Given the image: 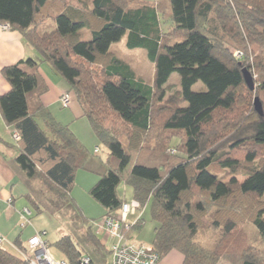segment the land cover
Listing matches in <instances>:
<instances>
[{
    "label": "trees",
    "instance_id": "trees-1",
    "mask_svg": "<svg viewBox=\"0 0 264 264\" xmlns=\"http://www.w3.org/2000/svg\"><path fill=\"white\" fill-rule=\"evenodd\" d=\"M234 1L241 7L229 0H0V24L37 52L2 70L11 88L0 96V113L20 136L9 164L25 189L27 225L33 211L54 217L63 229L54 245L68 264H110L117 239L105 219L120 218L128 203L121 183L140 206L122 234L151 246L158 264L174 251L183 264H264V57L255 55L264 52V0ZM51 22L54 30L44 31ZM126 36L128 49L147 52L152 84L111 50ZM44 66L66 82L106 161L95 166L70 125L43 105ZM174 74L181 90L166 99ZM82 168L99 177L90 195L105 211L109 245L73 197ZM148 206L153 242L131 241ZM246 221L257 239L243 229ZM214 232V244L205 245ZM47 235L34 236L50 248ZM28 243L17 240L18 255L0 243V264H30L20 253Z\"/></svg>",
    "mask_w": 264,
    "mask_h": 264
},
{
    "label": "crops",
    "instance_id": "crops-1",
    "mask_svg": "<svg viewBox=\"0 0 264 264\" xmlns=\"http://www.w3.org/2000/svg\"><path fill=\"white\" fill-rule=\"evenodd\" d=\"M152 2L158 1L155 0ZM54 28L55 25L51 22L47 27H44L43 30L50 32L53 31ZM124 38H126L127 44V36ZM36 57L37 52L27 44L20 32L5 29L4 25L0 24V96L8 93L11 88L10 84L2 74V70L6 67L16 65L23 60ZM48 70L49 74H51L49 76H47L45 72L43 73L42 70V76L48 90L42 94L41 101L59 123L71 125V129L75 135L83 141L81 136H79L80 126L78 123H75L76 119L83 118V111L77 101L75 102L76 105H73V100L68 108L62 107L60 98L68 91V87L65 85L64 81H61L60 83V79H57L59 76L57 77L50 68H48ZM54 78L57 80L58 84L52 86L51 82ZM33 98L30 99L31 106H34L35 104ZM61 108L69 110L61 111ZM13 132L14 131L6 125L0 113V236L5 238L6 245L10 249H15L14 246H16L17 240L27 244L28 240L35 235V231L27 234V228L20 230L23 211L28 208V204L24 199L20 198L25 193V189L21 181L18 179L17 174L9 164V160L18 155V151L12 138ZM92 142V147H94L93 145H95L97 141L92 140L91 137V143ZM94 151L95 150H93V152ZM94 176L96 175L88 176L78 172L76 181L80 178L88 185L87 189H90L97 182V177ZM85 215L89 219H96V216L87 214V211H85ZM99 226L100 231L102 233L104 232L108 239L107 232L102 228L103 223ZM166 260L168 261H162L163 263L161 262L160 264H183V256L176 251L170 253Z\"/></svg>",
    "mask_w": 264,
    "mask_h": 264
},
{
    "label": "rangeland",
    "instance_id": "rangeland-1",
    "mask_svg": "<svg viewBox=\"0 0 264 264\" xmlns=\"http://www.w3.org/2000/svg\"><path fill=\"white\" fill-rule=\"evenodd\" d=\"M146 1L152 2L155 0H146ZM156 1L159 2V1H167V0H156ZM229 1L231 3L229 5H233V8L238 9L241 7L240 4L236 3L234 0H229ZM237 11H239V10H237ZM238 46L242 47L240 44H238ZM111 50L114 53H116L120 58H125L126 61H129V63L132 65L133 69L136 71L137 75L145 83L152 84L154 68H153V65L149 62L148 55H147L146 51L141 50V49H137V50L128 49L127 44H126V38H124L121 43L113 45ZM234 50H240V49L238 48V49H234ZM261 52L262 51H260V52L256 51L255 55L260 54L261 56L264 57V52L263 53H261ZM236 53H238V51H236ZM42 70H43V73L45 72L47 76L51 75V74H49V72H48L49 70L46 66H44L42 68ZM57 79H60V83H61V81H64L61 77H59ZM64 83L67 86L65 81H64ZM51 84H52V86L57 85L58 82L54 78V80L51 82ZM168 86H169L168 87L169 92L167 93L166 99L171 97L173 95V93H175L176 91L181 90L179 76L174 74L171 77V79L169 80ZM201 87H204V86L202 83H199L198 85L195 86L194 90L199 91ZM72 100H73V105H76L75 104L76 100L73 98V96H72ZM68 110L62 109L61 111H68ZM75 123H78L80 126V131H79L80 135L79 136H81V138L83 140L82 143L84 144L85 149L88 151L89 154L94 156L92 158V157H90L91 155H89V157L93 161V164L96 162L94 165L95 166L98 165L100 163V159L103 161H106L108 151L105 147L99 145L98 141L96 140V138H95V136L91 130V127H90L87 119L86 118H82V119H78V120L76 119ZM82 125L84 126V128ZM70 128H71V125H70ZM91 137H92V140L97 141L96 144L93 145L94 147H92L93 142L91 143ZM97 147L100 148V150H101L100 153L99 154H96L95 152L92 153L93 150H95ZM89 171H85L82 168V170H80L78 172H80V174H85L88 176L95 175L94 173H91ZM93 172H95V171H93ZM94 177H97V182H98L99 177L98 176H94ZM228 180H230V178ZM237 180L240 182H243L245 180V178L244 177H237ZM97 182L95 184H97ZM87 186L88 185L79 178V180L76 181L75 188L73 189L72 194H73V197H74L77 205L81 209V211H83L84 214H85V211H87V214H89L91 216H96V219H94V220H98L97 223L100 225L103 223L102 215H103V213H105V211L102 208V206H100V204L97 203L92 198V196L90 195L91 188L87 189ZM118 193L121 197H124L128 201V203H131L133 201V191L129 186H125L124 183H121L119 185ZM24 210H26V209H24ZM139 213L140 212L137 211V213L135 215H133V214L130 215L129 216V223L133 224L136 221L137 217L139 216ZM150 213H151L150 206H148V208L145 209L144 215H143V219L145 221L144 226H142L141 229H134L131 231V241L145 243V244H151L153 242L156 224L151 219ZM30 218H31L30 224L29 225L21 224L20 230H24L27 228V230H26L27 234L33 233L35 230L36 231H46L48 233V235H47V237H45V239L50 244V248H49L50 254L57 260H65V257L61 254V252H59L56 249V246L54 245L56 243V241L61 237L62 232H63V229L61 228L58 221L54 217H51L47 214L37 215L34 211H33V214L30 216ZM243 229L248 231V234L253 238L252 240L257 239V237H255V229L253 228L252 224H250L249 222L246 221L244 226H243ZM214 233L215 234L209 235L210 236L209 238H211L210 240L204 241L205 245L211 246V243L213 242L214 238L216 236H218L217 232H214ZM100 239L106 245H109L110 242L108 241L109 239H107L106 234L102 233L100 235ZM29 240H28V242H29ZM5 242H6V240H5ZM213 244H214V242H213ZM5 247L7 248V250L9 252L18 255V253L15 249H13V248L10 249V248H8L7 245H5ZM14 248H17V247L14 246ZM29 254L32 255V253H30V252H29ZM165 261H168V260L164 259L163 262H165ZM219 264H232V263L231 262L228 263L226 261L225 262L221 261Z\"/></svg>",
    "mask_w": 264,
    "mask_h": 264
},
{
    "label": "built area",
    "instance_id": "built-area-1",
    "mask_svg": "<svg viewBox=\"0 0 264 264\" xmlns=\"http://www.w3.org/2000/svg\"><path fill=\"white\" fill-rule=\"evenodd\" d=\"M5 29H10L9 25H4ZM237 56H240L236 53ZM72 97L70 94H64L60 102L63 108H68L71 104ZM14 141H19L20 136L15 131L12 134ZM98 149H96V152ZM139 203L132 201L125 203L121 210V216L118 219L107 218L105 219V227L112 238L117 239V242L112 246V255L110 264H158V257L153 253V249L148 245H136L129 242L122 234V226L129 228L127 218L129 215H135L139 211ZM30 214L26 209L24 214ZM22 224H27L26 218L22 217ZM0 243H5V238L0 236ZM19 252V251H18ZM32 253V255L29 254ZM21 255L30 264H68L66 260H57L49 252V247L38 236H34L29 240L28 253ZM85 264L89 263L88 259L84 260Z\"/></svg>",
    "mask_w": 264,
    "mask_h": 264
},
{
    "label": "water",
    "instance_id": "water-1",
    "mask_svg": "<svg viewBox=\"0 0 264 264\" xmlns=\"http://www.w3.org/2000/svg\"><path fill=\"white\" fill-rule=\"evenodd\" d=\"M245 75H246V79H247L248 83L250 84L251 88H253L252 81L248 79L249 78V75L248 74H245Z\"/></svg>",
    "mask_w": 264,
    "mask_h": 264
},
{
    "label": "bare ground",
    "instance_id": "bare-ground-1",
    "mask_svg": "<svg viewBox=\"0 0 264 264\" xmlns=\"http://www.w3.org/2000/svg\"><path fill=\"white\" fill-rule=\"evenodd\" d=\"M239 55H240V54H239ZM235 56H236V57H239V58L241 57V55H240V56H237L236 53H235Z\"/></svg>",
    "mask_w": 264,
    "mask_h": 264
}]
</instances>
